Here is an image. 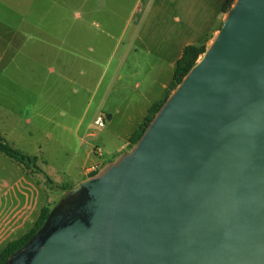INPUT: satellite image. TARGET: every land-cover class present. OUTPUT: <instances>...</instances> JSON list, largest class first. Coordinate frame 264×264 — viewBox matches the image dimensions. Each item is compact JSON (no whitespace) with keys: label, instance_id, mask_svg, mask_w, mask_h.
I'll use <instances>...</instances> for the list:
<instances>
[{"label":"water","instance_id":"obj_1","mask_svg":"<svg viewBox=\"0 0 264 264\" xmlns=\"http://www.w3.org/2000/svg\"><path fill=\"white\" fill-rule=\"evenodd\" d=\"M5 264H264V0H235L131 150Z\"/></svg>","mask_w":264,"mask_h":264},{"label":"rangeland","instance_id":"obj_2","mask_svg":"<svg viewBox=\"0 0 264 264\" xmlns=\"http://www.w3.org/2000/svg\"><path fill=\"white\" fill-rule=\"evenodd\" d=\"M137 1L0 0L1 35L10 41L14 36L16 44L13 63L0 72V115L10 118L2 126L7 132L2 137L37 157L47 177L60 187L78 184L76 176L86 147L91 146H82V134L75 133L73 122L76 118L93 122L111 102L108 96L120 73V52L130 45L129 34L139 30L128 23L138 13ZM119 121L116 117L110 126H95L91 145L96 152L89 165L95 159L108 163L120 156L112 154L122 142L116 139ZM65 127L72 132H63ZM26 173L0 153V196L9 188L17 192L29 179L43 180L50 194L55 191L43 176H33L34 180ZM63 194L57 190L50 195L58 197L50 204L52 209ZM31 223L8 239L0 234V253L6 240L21 237Z\"/></svg>","mask_w":264,"mask_h":264},{"label":"crops","instance_id":"obj_3","mask_svg":"<svg viewBox=\"0 0 264 264\" xmlns=\"http://www.w3.org/2000/svg\"><path fill=\"white\" fill-rule=\"evenodd\" d=\"M227 1H137L138 13L132 16L128 23H132L139 30H133L129 34L130 45L120 52V73L108 96L111 102L103 106L100 114L106 116L105 127L110 126L116 117L120 119L116 135L122 137L116 136V139L120 138L123 145L121 142L112 154L115 153L118 156L126 152L131 138L139 130L150 109L165 100L173 83L176 63L181 59L184 49L191 45L208 46L212 42L226 16L223 7ZM14 38L13 36L10 41L0 32V72H5L9 64L13 63L16 53ZM75 51L79 53L80 49ZM132 85H134L133 89ZM5 115L7 114L0 115L1 136L7 135L2 126L8 125L6 121L10 118ZM74 120L75 133L82 134L80 138L82 146L85 144L91 146L89 149L86 147V159L76 176L79 183L90 176L93 168L102 166L107 161L95 159L91 165L88 164L91 155L96 152L91 145V139L95 136L93 132L96 126L95 120L93 122L85 121L83 118ZM9 122L12 121L9 120ZM63 132H72V129L65 127ZM26 175L35 180L33 175L28 173ZM57 190L62 189L55 188L51 194ZM51 194L44 186L43 180L30 179L17 192H13L12 188L3 192L0 196V234L8 239L28 223L32 222L33 227L42 209L51 207L50 204L58 199V197L55 200L52 199ZM7 241L4 247L9 243Z\"/></svg>","mask_w":264,"mask_h":264},{"label":"trees","instance_id":"obj_4","mask_svg":"<svg viewBox=\"0 0 264 264\" xmlns=\"http://www.w3.org/2000/svg\"><path fill=\"white\" fill-rule=\"evenodd\" d=\"M234 2H235V0H228L226 2L225 6L223 7V12L227 13L229 11V9L231 8V6L234 4ZM206 49H207L206 45H199V46L191 45V46H187L184 49V52H183L181 59L176 63L174 76H173V83L171 85L170 91H171L172 87H174V89H176V87L182 82L183 78L187 75V73L196 64L198 59L205 53ZM170 94H171V92H169L167 94L164 101L153 106L150 109L147 117L144 119L139 130L137 131L135 136H133L131 138L129 150L134 146V144L142 136L145 129L149 126V124L153 120L154 116L158 113L159 109L162 107V105L168 99ZM0 153L3 154L4 156L10 158L11 160L17 162L21 166H23L28 174H31L33 176H43L49 187L60 188L64 192H66L67 190H69L73 187L72 185H67L64 187H60V186L56 185L54 182H52L47 177V175L44 173L42 168L39 166L37 157L27 155V154L23 153L22 151L14 148L1 135H0ZM97 171L92 172L90 174V176L95 175L97 173ZM51 211H52V208L50 206L43 208L38 220L35 222L32 229L28 233L23 235L21 238L9 242L4 247V249L0 253V264H5V262L13 254H15L18 250H20L32 237L35 236V234L41 229V227L43 226V224L47 220Z\"/></svg>","mask_w":264,"mask_h":264},{"label":"built area","instance_id":"obj_5","mask_svg":"<svg viewBox=\"0 0 264 264\" xmlns=\"http://www.w3.org/2000/svg\"><path fill=\"white\" fill-rule=\"evenodd\" d=\"M105 124H106V116H104V115H100V116H98L97 119L95 120V125H96L98 128H102V127H104ZM99 154H100V151H99ZM98 168H99V167L93 168V169L91 170V172H95V171H97Z\"/></svg>","mask_w":264,"mask_h":264}]
</instances>
